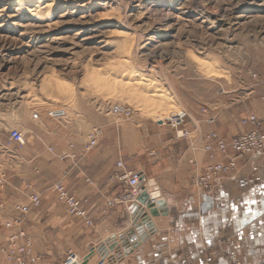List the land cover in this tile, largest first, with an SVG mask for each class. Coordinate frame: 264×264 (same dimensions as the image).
Segmentation results:
<instances>
[{"label":"rangeland","instance_id":"rangeland-1","mask_svg":"<svg viewBox=\"0 0 264 264\" xmlns=\"http://www.w3.org/2000/svg\"><path fill=\"white\" fill-rule=\"evenodd\" d=\"M263 79L264 0H0V107L13 103L17 112L29 110L32 118L52 108L67 112L63 120L38 122L49 121L56 157L51 154L50 169L34 184L44 198L42 209L22 224L32 239L33 256L62 264L69 251L83 256L98 243L92 241L96 226L82 228L56 203L52 190L57 182L67 186L62 168L82 169L78 157H57L86 156L93 128H101L102 136L91 153L126 156V166L142 172L149 167L146 127L188 113L198 104L195 94L202 85L208 98L204 106L216 121L223 110L237 113V122L249 113L264 117ZM249 89L253 94L247 97ZM114 106L127 107L130 118H116ZM167 125L166 136H176ZM4 130L0 123V134ZM19 131L25 139L31 136ZM1 178L6 185L0 192L6 193L12 185L5 169ZM31 179L24 176L20 189L10 195L12 202H0V245L8 235L5 221L20 217L14 204L27 202ZM104 210L105 205L102 213L110 212ZM46 212L48 224H36L35 216L44 218ZM44 227L49 238L43 236ZM34 257L29 254L30 260ZM0 264H6L1 255Z\"/></svg>","mask_w":264,"mask_h":264},{"label":"crops","instance_id":"crops-1","mask_svg":"<svg viewBox=\"0 0 264 264\" xmlns=\"http://www.w3.org/2000/svg\"><path fill=\"white\" fill-rule=\"evenodd\" d=\"M204 90V85L198 88L195 94L198 104L189 108L187 128L192 132L191 139L166 136V125L160 121L145 128L149 144L145 147L148 152L144 156L149 167L146 166L142 171L145 176L144 188L151 195L154 192L153 195L161 203L154 209L159 212L158 216L153 217L146 210L148 220L143 217L135 220L139 212L133 213V205L128 208L118 206L107 215L102 213L105 201L125 188L123 183L112 180L111 173L116 170V162L125 161L126 156L121 159L115 155L91 153L92 150L89 152L91 154L86 153L84 157L82 154L77 156L82 162L81 171L62 168L70 192L80 199L89 200V212L96 226L92 241L100 244L109 236L122 242L125 255L120 264H223L227 255L244 264H264V153L248 162H239L240 173L228 177L212 196H201L191 187L195 169L189 163L191 159H195L199 168L209 163L225 162L220 156L210 161L200 150L192 153V144L201 147L212 130L231 139L250 129L242 127L236 121L237 113L228 110L218 113L214 125L207 124V117L201 112L207 107L204 106L205 102H208ZM249 90L250 95L247 97L253 94ZM17 111L13 103L0 107V123L5 129V133L0 134V176L5 169L12 185L6 193L0 192V202H12L10 195L20 189L24 176L32 178L30 181L35 187L34 184L44 178L51 167L52 153L49 148H56V142L50 135L49 121L43 126L38 123L50 119L40 113L42 115L37 121L31 117L29 110ZM251 114L256 113L242 117ZM210 115L214 113L210 111ZM3 117L6 119L3 120ZM14 129L27 130L31 134L26 137L22 148L10 142L9 133ZM9 156L13 157L12 160ZM8 161L14 163L13 170L7 166ZM14 161H24L26 165L20 168ZM87 177L94 185L86 182ZM56 203L67 212L64 205L58 201ZM43 204L44 198L40 210ZM50 217L46 212L44 218L37 219L35 216L34 221L36 224H48ZM72 219L81 223L82 228L86 227L82 220ZM141 226L144 228L142 231ZM43 231V236H51L46 227ZM29 254L34 257L33 249ZM93 257H96L97 262V255L93 254L91 259Z\"/></svg>","mask_w":264,"mask_h":264},{"label":"built area","instance_id":"built-area-1","mask_svg":"<svg viewBox=\"0 0 264 264\" xmlns=\"http://www.w3.org/2000/svg\"><path fill=\"white\" fill-rule=\"evenodd\" d=\"M256 78V76H254ZM264 84V79L262 80ZM261 102L264 106V94L261 97ZM202 114L207 117L206 122L209 125L216 123V116L210 115L208 108L201 110ZM115 113L130 115V110L125 108H116ZM47 116L51 119H58L64 114L55 112H47ZM35 119L39 116L36 114ZM189 115L179 114L175 118H171L164 124L176 130L178 139H187L190 132L187 129ZM239 124L242 127H250L227 141L223 139L217 132L211 131L207 134L203 144V151L210 161H213L217 156L224 158L225 162L209 163L204 167H197L195 160L190 163L195 166V175L191 183L197 190H200L202 195L212 196L216 190L222 186L225 180L240 173L239 162H248L264 153V119L249 115L241 118ZM102 136L101 128H94L89 136V142L85 149V154L95 149ZM10 142L17 144L21 148L25 145V137L18 130H12L9 134ZM53 152V149H51ZM60 161H75V155L58 156ZM112 180L125 184L123 191L118 193L114 198L107 200L105 204V212L111 211L118 206L129 207L133 204H138L145 185V176L141 171L130 170L123 161L117 163V169L112 177ZM87 181H89L87 179ZM5 180L0 179V188L5 187ZM30 188H33L29 186ZM33 190V189H32ZM52 190L57 194L58 201L66 207L70 217L82 220L87 227H93L94 221L89 212V200L79 199L71 194L67 186L63 182H59L52 186ZM42 193L33 191L27 196L26 203H15L14 212L20 217L5 221L4 228L7 232V238L3 245H0V255L4 257L6 264H47L43 261L42 256H37L33 261L29 259V252L33 247V242L29 234L22 227L26 218L39 210L42 206ZM4 206L0 205V209ZM123 244L119 240L107 238L102 243L91 246L87 254L80 256L73 251H69L65 256L62 264H85L86 259L91 254V251L97 254L96 264H120L124 259ZM225 264H244L240 261L233 260L230 256H226Z\"/></svg>","mask_w":264,"mask_h":264},{"label":"bare ground","instance_id":"bare-ground-1","mask_svg":"<svg viewBox=\"0 0 264 264\" xmlns=\"http://www.w3.org/2000/svg\"><path fill=\"white\" fill-rule=\"evenodd\" d=\"M264 94V93H263ZM263 94H262V96H263ZM261 96V97H262ZM261 104H262V102H261ZM262 106H263V104H262ZM264 107V106H263ZM116 108H125V109H128L127 107H124V106H114V107H112V109H111V112H112V114L116 117V118H118V119H121V118H130V116H131V113H130V115L129 116H127L126 114H117V113H115V109ZM129 110V109H128ZM47 112H55V113H58V114H64V116L63 117H60V118H58V119H56V120H63V119H65L66 118V116H67V112H66V110H64V109H58V108H52V109H49V110H47V111H45V112H43V115H45V117L46 118H48V119H50V120H54L55 121V119H51V118H49L48 116H47ZM131 112V111H130ZM184 112V114L186 113V114H188L187 112H185V111H182V112H180V113H178V114H176V115H174V116H172V117H170V118H168L167 120H161V122H162V124H164L165 122H167L168 120H170L171 118L173 119V118H175L176 116H178L179 114H182ZM36 114H38V116H39V118L41 117V115L42 114H40V113H35L34 115H33V119L34 120H39V118L38 119H35L34 118V116L36 115ZM257 116V115H256ZM259 117V116H258ZM260 118H262V117H260ZM263 119V118H262ZM168 123H166V124H164V125H167ZM95 128H99V127H95ZM173 129V128H172ZM188 129V128H187ZM14 130H17V129H14ZM93 130H94V128L90 131V133H89V136H90V134L93 132ZM189 130V129H188ZM19 131V130H18ZM176 131V130H175ZM11 132V131H10ZM21 132V131H20ZM189 132H190V136L187 138V139H191V137H192V132L189 130ZM22 133V132H21ZM10 134V133H9ZM176 137H177V132H176ZM88 142H89V137H88ZM88 145V143L86 144V146ZM191 150H192V152L193 153H196V152H198L199 150L201 151V152H203V153H205L204 151H203V145L201 146V147H198V146H196L195 144H192L191 145ZM51 149L52 148H49V152L50 153H54V150H53V152H51ZM85 149H86V147H85ZM94 150V149H93ZM89 153V152H88ZM63 156L64 155H70V156H72V155H75V154H72V153H65V154H62ZM61 156V155H60ZM76 156V155H75ZM77 157V156H76ZM58 158V157H57ZM192 160V159H191ZM193 160H195V159H193ZM190 163V162H189ZM197 163V162H196ZM190 165H192L191 163H190ZM195 173H196V171L194 170V173H193V176L195 175ZM193 178V177H192ZM59 183V182H58ZM57 184V183H56ZM56 184H54V185H56ZM53 185V186H54ZM29 186H31V187H33L32 185H28V191H30V193H32L33 191H35L34 190V187L33 188H30ZM194 188V187H193ZM33 189V190H32ZM196 189V188H195ZM197 190V189H196ZM55 192V191H54ZM197 192L199 193V194H201L200 193V190L198 189L197 190ZM57 195V194H56ZM57 201H58V198H57ZM59 202V201H58ZM60 203V202H59ZM61 204V203H60ZM63 205V204H62ZM94 227V226H93ZM32 240V239H31ZM93 254H96L95 252H94V250L93 251H91V254L88 256V258L86 259V261H85V264H94L95 263V261H96V257H93L92 259H91V257L93 256ZM79 255V254H78ZM97 255V254H96ZM81 256V255H80ZM225 258H226V256H225ZM225 258H224V263L223 264H225ZM90 259H91V261H90ZM90 261V262H89Z\"/></svg>","mask_w":264,"mask_h":264},{"label":"water","instance_id":"water-1","mask_svg":"<svg viewBox=\"0 0 264 264\" xmlns=\"http://www.w3.org/2000/svg\"><path fill=\"white\" fill-rule=\"evenodd\" d=\"M142 192L143 193H141V196L138 198V204H133V206H132L133 213H136L137 210L139 212L135 216V220L138 219V217H143V219L148 220L149 215L146 213V209L148 211H150V215L153 217H156L159 215L158 211L157 212L154 211V209L157 208V205H161L159 200L155 202L156 196L150 197L147 194L146 190H143ZM140 228H141V231H142V229H144V228H142V226Z\"/></svg>","mask_w":264,"mask_h":264}]
</instances>
